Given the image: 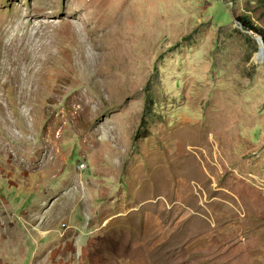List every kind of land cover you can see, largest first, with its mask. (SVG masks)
Returning a JSON list of instances; mask_svg holds the SVG:
<instances>
[{"label":"rangeland","instance_id":"rangeland-1","mask_svg":"<svg viewBox=\"0 0 264 264\" xmlns=\"http://www.w3.org/2000/svg\"><path fill=\"white\" fill-rule=\"evenodd\" d=\"M243 16L264 0H0V264H264Z\"/></svg>","mask_w":264,"mask_h":264},{"label":"trees","instance_id":"trees-1","mask_svg":"<svg viewBox=\"0 0 264 264\" xmlns=\"http://www.w3.org/2000/svg\"><path fill=\"white\" fill-rule=\"evenodd\" d=\"M241 19V18H240ZM241 24L243 27H245V29L254 32L257 36H260L263 43H264V28L258 27L257 25H255L251 18H249L248 16H243L242 20H241Z\"/></svg>","mask_w":264,"mask_h":264},{"label":"water","instance_id":"water-1","mask_svg":"<svg viewBox=\"0 0 264 264\" xmlns=\"http://www.w3.org/2000/svg\"><path fill=\"white\" fill-rule=\"evenodd\" d=\"M261 42H262V47H261V49L264 51V43H263L262 39H261Z\"/></svg>","mask_w":264,"mask_h":264}]
</instances>
